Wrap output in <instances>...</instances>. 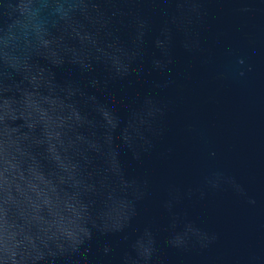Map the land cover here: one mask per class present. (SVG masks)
Returning a JSON list of instances; mask_svg holds the SVG:
<instances>
[{
    "label": "water",
    "instance_id": "obj_1",
    "mask_svg": "<svg viewBox=\"0 0 264 264\" xmlns=\"http://www.w3.org/2000/svg\"><path fill=\"white\" fill-rule=\"evenodd\" d=\"M0 264H264V0H0Z\"/></svg>",
    "mask_w": 264,
    "mask_h": 264
}]
</instances>
